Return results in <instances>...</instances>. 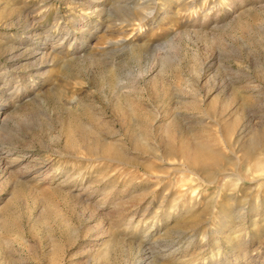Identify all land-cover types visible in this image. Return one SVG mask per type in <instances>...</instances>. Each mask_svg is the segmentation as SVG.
Masks as SVG:
<instances>
[{"label":"rangeland","instance_id":"1","mask_svg":"<svg viewBox=\"0 0 264 264\" xmlns=\"http://www.w3.org/2000/svg\"><path fill=\"white\" fill-rule=\"evenodd\" d=\"M0 264H264V0H0Z\"/></svg>","mask_w":264,"mask_h":264},{"label":"bare ground","instance_id":"2","mask_svg":"<svg viewBox=\"0 0 264 264\" xmlns=\"http://www.w3.org/2000/svg\"><path fill=\"white\" fill-rule=\"evenodd\" d=\"M130 8V7H129ZM128 9V8H127ZM140 17H142L140 15ZM146 18V16H143V18ZM134 20L138 19V17L135 19V18H132ZM140 21L139 22H133L135 25H138V26H141L143 24V21L141 20V18H139ZM133 21V20H131ZM137 21V20H136ZM129 22V21H128ZM130 23V22H129ZM137 26V27H138ZM135 27V26H134ZM126 39H123L121 40L120 42L124 43ZM122 43V44H123ZM123 48H132L133 49V46L131 45H128V44H125L123 46ZM36 52V51H35ZM206 139V138H205ZM204 140V139H203ZM201 141L200 139H194L193 141L190 142V144H186L185 146H183L182 150H183V158L188 162V164L190 166L195 167L197 169H200L204 172L206 178L212 176V175H215L217 174V171H219V167H220V162H219V158L218 156L215 154V152L211 149V147H209L208 144L204 143V141ZM259 144H260V141H259V136H255L252 138V140L250 141L249 145H247L245 147V152H246V155L247 156H254L256 155V150H257V147H259ZM171 150H172V145L170 146ZM174 148V147H173ZM214 148V147H213ZM108 151V150H107ZM112 151V150H111ZM119 154V153H118ZM222 166V165H221ZM248 168L251 170L252 172V164H249L248 165ZM255 172V171H253ZM258 173V172H257ZM225 178V183L226 184L228 181H233L229 174H224ZM233 176V175H232ZM239 179L238 180H241L240 177H238ZM258 177L255 179L257 180ZM238 180H236L237 182H239ZM244 180V178H243ZM235 181V180H234ZM259 181V180H257ZM255 182V181H254ZM224 195V194H223ZM225 196V195H224ZM218 197H223L221 195V193H218L217 196H215V201H218L219 198ZM227 198H225L227 201H230V200H235V198L233 197V195L231 194H227L226 195ZM214 198V197H213ZM218 199V200H217ZM225 200V201H226ZM220 201V200H219ZM221 202V201H220ZM232 202V201H231ZM218 204V203H217ZM193 206V205H192ZM222 206V205H221Z\"/></svg>","mask_w":264,"mask_h":264}]
</instances>
